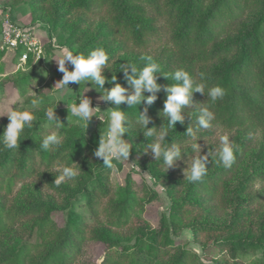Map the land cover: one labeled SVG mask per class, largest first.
Instances as JSON below:
<instances>
[{
	"label": "rangeland",
	"instance_id": "obj_1",
	"mask_svg": "<svg viewBox=\"0 0 264 264\" xmlns=\"http://www.w3.org/2000/svg\"><path fill=\"white\" fill-rule=\"evenodd\" d=\"M204 6L200 23L214 18L208 26L212 41L204 50L232 44L230 55L190 63L174 39L184 33L183 8L194 2ZM216 0H0V114L8 105L34 113L33 128H25L18 149L0 151V164L13 169L9 181L0 172V203L14 221L0 235V257L22 245L37 257L43 245L54 240L53 232L38 233L32 224L49 215L56 229L67 222L77 226L79 251L73 264H264V128L245 121L228 129L215 119L212 127L197 131L193 141L186 129L197 130L195 113L210 101L208 88L222 85L225 72L237 59L241 38L260 14L263 0H222L224 5L210 11ZM6 24V25H5ZM20 31L22 40L14 48L5 44L3 26ZM102 47L109 60L102 74L133 91L125 79L129 64L145 66L151 56L160 67L157 83H175L165 74L183 68L194 83H205V94L193 91L192 103L182 109L183 124L169 130L166 143L181 146V158L165 172L161 161H153L145 150L152 138H145L135 121L147 107V128L166 127L162 114L166 93H157L152 105L119 106L129 118L124 139L132 144L128 161H114L111 169L93 156L99 136L107 129L108 113L115 108L103 100L94 81L70 83L60 89L62 73L57 61L65 51L87 55ZM209 56V55H208ZM68 70L72 66L67 65ZM201 73L204 79L201 80ZM218 76V80H214ZM113 84L105 83L104 89ZM250 90L260 97L252 81ZM38 95V97H37ZM86 96L94 108L86 127L70 112L78 97ZM144 96L149 93H143ZM44 103L33 108L32 100ZM56 104L55 115L64 128L62 147L40 149L45 135L55 130L44 108ZM8 123L0 116V134ZM228 135L238 146L230 168L209 157L207 175L189 183L185 171L197 155L215 152L219 137ZM199 145V153L191 147ZM76 163L78 165L72 164ZM64 165L80 167L72 181L55 185L54 178ZM128 214L126 223H117ZM239 243V245H238ZM40 245V246H39ZM39 246L37 250L33 247ZM42 247V248H41Z\"/></svg>",
	"mask_w": 264,
	"mask_h": 264
},
{
	"label": "clouds",
	"instance_id": "obj_2",
	"mask_svg": "<svg viewBox=\"0 0 264 264\" xmlns=\"http://www.w3.org/2000/svg\"><path fill=\"white\" fill-rule=\"evenodd\" d=\"M145 66L138 69L135 64H129L131 74L125 70V79L132 87L133 91L129 94L128 89L122 87L116 82V76L111 77L106 81V77L102 74L103 69L107 66L109 57L102 47H97L91 50L87 55L73 54L71 51H65L57 61V70L62 73V78L58 81L61 90L68 88L70 83L78 84L82 81H94L99 89L103 92L101 97L105 101L111 102L115 108L108 113V124L105 133L99 136L97 147L94 149L93 156L102 161V164L111 169L114 161H128L132 144L126 141L123 137L128 132L126 123L129 124V118L123 111L120 110L121 104H126L127 108L141 105L142 102L146 105H152L157 100V93L163 90L166 93L162 114L167 120L166 127H161L157 130L155 127L147 128L150 123V117L146 115L147 107L143 113H139L136 124L140 126L143 135L146 138H152V142L147 144L143 151L147 154L150 150L153 161H161L165 166V172L173 168L181 158V146L178 143H166V137L169 130L173 129L177 122L183 124L184 115L182 109L192 103V92H200L205 94V83H194V78L183 68L177 69L170 74H165V78H170L175 83L162 86L158 84L157 73H160V65L153 60L151 56L143 57ZM72 66L69 71L67 65ZM204 79L201 73V80ZM113 84L110 89L105 90V83ZM149 93L144 96L143 93ZM210 103L207 106H200L195 113L197 130L193 127L186 129V136L193 141L197 139V131L201 129H209L212 127V121L215 119L213 111L210 110L211 105L217 100L222 99L225 95V89L220 85H215L208 88L206 93ZM38 97V95H37ZM78 103H72L70 112L73 117L86 127L87 122L93 115L94 108L91 107V100L84 95L78 97ZM44 103L43 100L37 98L32 100L33 108ZM14 104L8 105L6 116L8 123L0 134V151L18 149L21 140V134L25 128H33L35 119L34 113L31 110H17L12 107ZM56 104L46 106L44 115L47 118L49 125L55 130L50 131L45 135L40 143V149L48 151L49 149L58 150L62 147L64 136L62 129L65 127L61 123L60 118L55 115L54 109ZM192 149L199 153V145L195 142L191 145ZM238 151V146L230 139L228 135L219 137V147L216 151L208 152L205 155H197L192 159L190 167L187 168L184 175L189 183L199 182L207 175L206 165L209 163V157L218 165L225 168H230L235 162V153ZM74 165L76 163L71 162ZM79 166V165H78ZM80 167H72L64 165L59 174L54 178V184L59 186L66 181L74 180L79 172Z\"/></svg>",
	"mask_w": 264,
	"mask_h": 264
},
{
	"label": "trees",
	"instance_id": "obj_3",
	"mask_svg": "<svg viewBox=\"0 0 264 264\" xmlns=\"http://www.w3.org/2000/svg\"><path fill=\"white\" fill-rule=\"evenodd\" d=\"M244 3L247 0H243ZM224 2L216 0L210 11L214 13L222 8ZM202 3L194 2L183 8L186 22L184 33L174 39L180 53L190 63L207 62L208 60L230 55L236 46L231 43L215 49L211 54L204 50L212 37L208 32V26L213 24V19L200 23L199 13L203 9ZM209 55V56H208ZM218 76H214L217 81ZM258 88L260 97L254 96L250 90L251 82ZM225 95L216 101L215 109L217 120L226 128L241 127L243 122L251 123L255 128H264V0L260 14L253 25L247 29L238 46L237 59L226 70L223 83ZM13 169L7 162L0 164V172L3 178L11 181L14 176H9ZM128 214L119 217L117 223H126ZM15 213L6 212L0 203V235L3 234L14 221ZM38 233L53 232L54 240L48 245H43L37 257L31 255L30 248L20 246L9 254L0 257V264H73V257L79 251V236L77 226L67 222L61 229H56L49 215L36 218L32 224ZM239 245V243H238ZM40 246V245H39ZM39 246L33 247L37 250ZM41 247V248H42ZM173 264H187L184 261H176Z\"/></svg>",
	"mask_w": 264,
	"mask_h": 264
},
{
	"label": "built area",
	"instance_id": "obj_4",
	"mask_svg": "<svg viewBox=\"0 0 264 264\" xmlns=\"http://www.w3.org/2000/svg\"><path fill=\"white\" fill-rule=\"evenodd\" d=\"M5 25L3 26L2 31L5 44H7L10 48H14L18 45V42L21 41L23 37L20 34V31L13 30L10 24L8 26Z\"/></svg>",
	"mask_w": 264,
	"mask_h": 264
}]
</instances>
